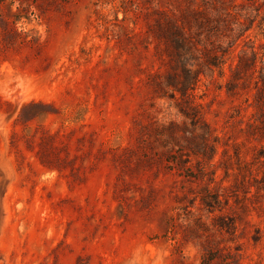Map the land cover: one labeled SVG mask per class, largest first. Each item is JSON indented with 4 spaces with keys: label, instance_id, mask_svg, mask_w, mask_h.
Returning a JSON list of instances; mask_svg holds the SVG:
<instances>
[{
    "label": "rangeland",
    "instance_id": "374dc122",
    "mask_svg": "<svg viewBox=\"0 0 264 264\" xmlns=\"http://www.w3.org/2000/svg\"><path fill=\"white\" fill-rule=\"evenodd\" d=\"M186 2L0 0V264H264L262 174L236 165L261 156L264 0L210 38L178 19L197 84L168 35Z\"/></svg>",
    "mask_w": 264,
    "mask_h": 264
},
{
    "label": "trees",
    "instance_id": "16d2710c",
    "mask_svg": "<svg viewBox=\"0 0 264 264\" xmlns=\"http://www.w3.org/2000/svg\"><path fill=\"white\" fill-rule=\"evenodd\" d=\"M187 6L185 9H180L179 15L173 14V19L167 22V26L169 29V36L173 40L176 52L174 53L176 59L181 64L182 69L185 73V76L187 79L190 78V81L192 84H197L199 79V74L196 73V71L192 70L193 67L189 64L188 60V54L190 53V44H189V35L184 30V27L177 24L178 19L183 20L187 26H190L192 21L197 25L198 30L200 33H206L207 37L212 35H220L223 31L222 28L226 27L228 29V32H233L234 29L231 26L226 25V21L224 20V16L221 14L222 10H224V4L226 3V0H211L210 2H206L205 0L202 1L203 5L200 6L199 2L197 0H186ZM181 7V6H179ZM211 11L213 12H210ZM225 11V10H224ZM213 13V15H212ZM182 22V23H184ZM184 26V25H183ZM222 35V34H221ZM231 43V42H230ZM235 45V44H234ZM234 45L231 46L234 47ZM221 47V44L218 45ZM218 47V49H220ZM222 55L226 56L227 51L221 48ZM254 56V59H253ZM253 56L251 59H246L244 57H241L239 60L238 65L236 66L235 70L233 71V78H239L240 76V70L244 69L246 71V75L252 76L254 73V69L256 67V53L253 51ZM220 55L219 54H212L207 57L208 64L210 68H217L220 66ZM248 60V61H247ZM261 81L263 86L258 89V93L256 96V103L255 108L257 109L256 112V119L254 123H251L249 125V130L253 133V137H256V140L259 142L260 145V157L255 158L254 161H248L245 160L240 154L236 153V165L239 170V174H250L253 175V169H256V176L262 174L261 176V183L264 184V76L261 77ZM180 85V84H178ZM175 86L176 90L182 95L186 96L187 99L190 97V94L188 93L189 89L186 84H182L181 86ZM233 84L229 83V86ZM184 97V98H186ZM197 109V107L195 106ZM193 109V108H192ZM195 110V109H194ZM184 113V112H183ZM187 117L189 115L185 113ZM193 117V115H192ZM197 118V116H194ZM258 135V136H256ZM227 152V151H226ZM174 161V160H173ZM177 166L186 164L184 160H181L180 162H173ZM186 166H184L183 169H185ZM188 172L189 169H186ZM185 171V170H184ZM187 174V172H185ZM191 173V172H190ZM201 171L198 173L201 175ZM190 177H193L192 174H189ZM258 181V179H256Z\"/></svg>",
    "mask_w": 264,
    "mask_h": 264
}]
</instances>
